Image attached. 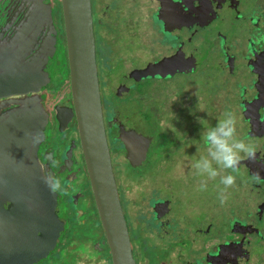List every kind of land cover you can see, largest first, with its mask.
Returning <instances> with one entry per match:
<instances>
[{"label":"flooded vegetation","instance_id":"obj_1","mask_svg":"<svg viewBox=\"0 0 264 264\" xmlns=\"http://www.w3.org/2000/svg\"><path fill=\"white\" fill-rule=\"evenodd\" d=\"M55 1L45 3L52 5L56 45L60 41L63 46V26L55 16ZM90 2L102 121L129 239L123 204L128 207L126 198L131 195L140 199L135 204L141 208L137 220L147 219L150 212L158 222L155 234L159 237L169 236L170 227H165L171 224L175 229L176 219H166L170 212L168 200L155 198L149 203V185L140 188L129 183L125 187V181L117 180L116 173L120 176L126 169L138 173L149 163L167 167L164 163H171L170 159L183 151L206 152L203 132L214 126L225 111H232L238 122V136L256 147L255 158L241 160L238 171L231 173L236 177L232 195H242L244 212H232V218L225 222L226 231L204 242L201 257L183 259L176 242L169 255H174V262L179 264H264V252L254 256L255 246L251 247L252 242L264 246V0ZM65 78L63 94L52 96L50 102L44 94L51 83L41 90L48 118L37 151L40 163L47 165L62 186L54 193L55 213L63 222V230L48 256L33 264H58L47 260L58 245L62 264H66L65 257L76 246L72 239L60 240L70 220L83 227L91 223L94 233L90 237L82 235V246L89 251L94 246L95 250L83 258L74 255L76 263L69 264H112L75 119L67 127L63 125L65 108H72L68 67ZM56 107L61 108L63 132L52 115ZM179 167L182 171L190 169L183 161ZM254 174L260 179H254ZM59 209L66 213V219L60 218ZM210 229L211 225H206L198 232L207 237ZM181 233V229L174 231L180 241L184 239ZM130 245L139 264L141 259L131 239ZM142 260L148 264L146 257Z\"/></svg>","mask_w":264,"mask_h":264},{"label":"water","instance_id":"obj_2","mask_svg":"<svg viewBox=\"0 0 264 264\" xmlns=\"http://www.w3.org/2000/svg\"><path fill=\"white\" fill-rule=\"evenodd\" d=\"M72 108L91 193L112 264H136L120 206L102 121L90 0H60ZM52 5L45 0H0V264H33L48 256L63 230L56 194L38 147L47 114L41 90L56 52ZM61 108L52 115L59 125Z\"/></svg>","mask_w":264,"mask_h":264},{"label":"rangeland","instance_id":"obj_3","mask_svg":"<svg viewBox=\"0 0 264 264\" xmlns=\"http://www.w3.org/2000/svg\"><path fill=\"white\" fill-rule=\"evenodd\" d=\"M250 1L253 2L257 0ZM248 4L253 5L254 3ZM56 46V53L53 58L49 60L46 67V71L51 80V85L44 94L48 102H50L52 96L59 97L66 89L65 61L61 55V51L64 48L61 46L60 41ZM201 155H206V152L190 150L188 153H185L183 151L181 156L170 159L171 163H164L168 164L167 167L162 166L161 163H149L145 166L144 170H141L138 173L130 169H126L124 173L120 174V176H117L116 173L117 180L122 182L125 181V183H123L125 187L129 186V183L138 185L140 188L142 186L146 188L149 185V187L152 188V192L148 194L149 203L155 198L165 199L166 201L168 200L170 202V212L166 219H171L172 221L174 218L176 219L175 229L171 224H168V226L165 227L166 230L170 227L169 236L166 235L164 237H159L158 235H155L158 222L153 220L150 212L147 219L140 221L137 220V215H140L138 211H140L141 208H138L135 204L140 199L134 195L127 198L125 197L129 203L127 208L123 204L124 214L130 230L132 246L135 252L139 253V259H141L139 260V264H144L146 262L145 260H142L145 257L149 260L148 264H158L155 260L165 261L166 263H175L174 255H169V253L172 252L171 245L174 242H176L181 251V257L193 261L203 255V246L206 240L216 238L219 234L226 231L225 222L227 219L232 218L231 214L233 211H235L236 214L244 212V208L242 207L243 203H240L242 195H239L237 192V197L232 195L234 187L228 189L229 196L227 201L224 204L220 203L219 190L223 188V185L220 184V177H217L215 180H209L206 190H198L202 177L196 175V170L192 168V163L194 158H199ZM180 161H183L186 165H190L189 171L181 170V167H179ZM224 174L226 173H221V175ZM128 189L131 192L133 191L129 187ZM243 196L247 197L246 190H243ZM59 216L60 218L66 219V213L61 209H59ZM80 224L82 225V223ZM81 225H76L70 220L66 224L65 234L60 238V240L72 239L76 242V246L72 249L75 250V252L72 253L73 251L70 250L67 257H65L66 264L72 262L76 263L73 259L74 255L83 258L84 256H89L90 252L95 250L94 246L91 251L86 250L82 246V241L85 238V236L82 235L90 237L91 234L94 233L91 223L89 225L87 224L85 227H83L84 225ZM206 225H211L207 237L202 236L198 232L199 229H204ZM79 226L81 227L79 228ZM180 229L182 231L180 235L184 236V239L181 241L174 236V231ZM261 244L262 243L255 245V242H252L251 247L255 246L254 256H259L264 252V246H261ZM59 247L60 245H58L56 251L50 255L47 259L48 261H52L53 263V260H56L55 262L58 264L63 263L62 251Z\"/></svg>","mask_w":264,"mask_h":264},{"label":"clouds","instance_id":"obj_4","mask_svg":"<svg viewBox=\"0 0 264 264\" xmlns=\"http://www.w3.org/2000/svg\"><path fill=\"white\" fill-rule=\"evenodd\" d=\"M237 123L235 114L232 111H225L214 126L207 127L202 135L207 145L206 155L194 158L192 163L196 175L202 177L199 191L206 190L209 180L220 177V184L223 185V188L219 190L221 204L227 201L228 189L236 182V177L231 173L238 171L241 160L254 159L256 153V147L252 143L238 136ZM222 172L226 174L221 175ZM42 179L51 192L61 190L60 180L54 174L44 172ZM254 179L259 180V175L254 174Z\"/></svg>","mask_w":264,"mask_h":264},{"label":"trees","instance_id":"obj_5","mask_svg":"<svg viewBox=\"0 0 264 264\" xmlns=\"http://www.w3.org/2000/svg\"><path fill=\"white\" fill-rule=\"evenodd\" d=\"M55 4L57 5V9H56V12H57V17H56V19L58 20V22H60L61 23V14H60V0H56L55 1ZM59 13V14H58ZM61 28H62V24H61ZM61 30V29H60ZM63 48H64V45H63ZM62 49V48H61ZM61 55H62V58L64 59V61H65V63H64V65H65V69H66V74H67V60H66V52H65V48L64 49H62V51H61ZM63 78H64V76H63Z\"/></svg>","mask_w":264,"mask_h":264},{"label":"bare ground","instance_id":"obj_6","mask_svg":"<svg viewBox=\"0 0 264 264\" xmlns=\"http://www.w3.org/2000/svg\"><path fill=\"white\" fill-rule=\"evenodd\" d=\"M128 213V212H127ZM130 216V215H129ZM156 235V234H155ZM151 236V235H150ZM151 238V237H150ZM153 238V237H152ZM156 238V237H155Z\"/></svg>","mask_w":264,"mask_h":264}]
</instances>
